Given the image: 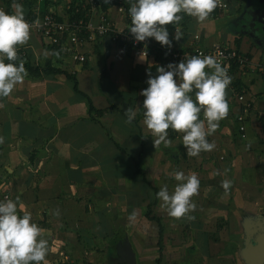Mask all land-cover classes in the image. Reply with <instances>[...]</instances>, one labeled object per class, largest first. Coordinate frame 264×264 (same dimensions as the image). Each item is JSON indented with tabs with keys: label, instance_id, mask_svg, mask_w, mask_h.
Returning a JSON list of instances; mask_svg holds the SVG:
<instances>
[{
	"label": "crops",
	"instance_id": "obj_1",
	"mask_svg": "<svg viewBox=\"0 0 264 264\" xmlns=\"http://www.w3.org/2000/svg\"><path fill=\"white\" fill-rule=\"evenodd\" d=\"M222 1L227 7L216 8L203 22L184 16L178 25L183 37L174 42L178 50H188L195 35L203 48L221 43L237 49L236 38L215 26L233 10V0ZM44 3L39 4L40 13H45ZM107 11L120 30L129 32L127 19L115 8ZM165 27L171 36L174 26ZM241 41L238 51L250 56ZM79 52L85 61L62 55L31 33L18 46L28 76L0 99V200L5 194L19 197L25 206L18 208L20 214L32 213L49 241L48 264H124L117 248L125 241L135 264H223L225 256L233 257L234 247L231 254L225 251L230 246L228 229H242V222L252 217L242 215L241 194L264 172V72L235 70L227 89L228 115L208 137L215 148L191 157L182 133L169 129L172 143L155 146V137L143 124L141 91L148 87L149 73L155 76L159 66L168 65L164 56L137 57L108 38L85 43ZM251 60L264 63L262 58ZM128 107L137 113L131 123ZM239 116L243 130L235 122ZM174 170L195 173L200 180L192 197L196 208L182 218L169 216L156 197L163 184L174 190ZM224 179L232 181L227 194L221 186ZM133 211L135 220L129 221Z\"/></svg>",
	"mask_w": 264,
	"mask_h": 264
},
{
	"label": "clouds",
	"instance_id": "obj_2",
	"mask_svg": "<svg viewBox=\"0 0 264 264\" xmlns=\"http://www.w3.org/2000/svg\"><path fill=\"white\" fill-rule=\"evenodd\" d=\"M217 6L218 0H133L128 30L138 42L154 38L171 49L173 41L183 37L177 26L185 15L203 22ZM12 7L15 9L12 13L0 8V99L9 97L28 76L24 61L18 57V46L29 41L33 25L25 19L22 3L13 0ZM169 24L176 29L171 37L165 27ZM156 71L155 76L148 74V87L141 91L143 124L155 137L154 145H170L169 129H172L182 133L187 156L211 152L215 143L208 137L229 112L227 89L232 77L227 67L215 56L201 53L185 57L178 64L159 66ZM125 113L128 123L137 114L130 107ZM170 175L178 182L174 190L170 192L168 185L163 184L156 197L169 216L186 217L196 208L192 197L199 192L200 180L197 174L186 175L182 170H174ZM221 186L227 194L232 181L224 179ZM24 207L19 197L0 200V264H48L49 241L42 235L44 229L31 212L20 214L18 208ZM53 214L58 216L59 210ZM135 217L133 211L129 221Z\"/></svg>",
	"mask_w": 264,
	"mask_h": 264
},
{
	"label": "built area",
	"instance_id": "obj_3",
	"mask_svg": "<svg viewBox=\"0 0 264 264\" xmlns=\"http://www.w3.org/2000/svg\"><path fill=\"white\" fill-rule=\"evenodd\" d=\"M37 5L31 16L25 17L31 23V33L40 37L49 45L56 47L64 56L83 62L85 57L79 50L85 43H92L108 38L113 45H128L132 53L137 57L147 58L156 55L165 57L167 63H179L193 55L204 54L213 55L218 61L226 66L231 76L230 68L236 65L240 69L251 67L250 70L257 69L264 72V63L252 65L248 57L239 54L235 49L227 47L221 43H215L207 48L195 44L199 37L195 35L190 48L186 51L178 50L173 41L171 49L161 46L154 38L138 42L133 34L118 28L108 13V8H115L119 15L131 23V18L127 6L131 5V0H37ZM47 2L52 7L45 13H40L39 4ZM226 3L218 0V9H225ZM0 8L6 10L4 3L0 0ZM15 9L12 7V12ZM179 28V26H177ZM175 26L172 34L175 33ZM180 30V28H179ZM171 34V35H172ZM171 37V36H170ZM237 100L243 102V96L237 95ZM242 121V117H238ZM244 127L240 124V130ZM9 198L6 194L4 199Z\"/></svg>",
	"mask_w": 264,
	"mask_h": 264
},
{
	"label": "rangeland",
	"instance_id": "obj_4",
	"mask_svg": "<svg viewBox=\"0 0 264 264\" xmlns=\"http://www.w3.org/2000/svg\"><path fill=\"white\" fill-rule=\"evenodd\" d=\"M236 2L240 3L239 7L235 6ZM232 4L233 10L220 16V21H216L215 26L217 30L221 31L224 36L228 35L229 37H235L242 40V45L248 48L252 59L259 60V58H262L264 60V34H262L254 25V16L252 12V9L256 10L262 8L260 0H233ZM261 136H263L264 140V133ZM262 145H264V142ZM261 160L263 164L264 152L263 156H261ZM241 196L243 198V216L253 214L250 216L254 217L256 214H264V172L262 177H260V175L257 177V181L253 182L251 187L243 188ZM234 210H236L235 214H237L236 217L238 218V223H241V218L243 216H241L239 212L240 206H237V208L235 207ZM228 236L229 238L227 240L230 241V246L228 248L225 247V251L228 253L230 252L229 254H231V250L234 247L236 254L233 255V257L225 256L223 264H245L239 254L244 245V235L240 225L237 226L236 230L228 229L227 237Z\"/></svg>",
	"mask_w": 264,
	"mask_h": 264
},
{
	"label": "water",
	"instance_id": "obj_5",
	"mask_svg": "<svg viewBox=\"0 0 264 264\" xmlns=\"http://www.w3.org/2000/svg\"><path fill=\"white\" fill-rule=\"evenodd\" d=\"M260 5L264 7V0H260ZM253 14L254 25L264 33V8ZM242 229L244 245L239 252L241 259L245 264H264V214L245 219ZM117 256L121 263L135 264L134 253L128 241L117 248Z\"/></svg>",
	"mask_w": 264,
	"mask_h": 264
},
{
	"label": "trees",
	"instance_id": "obj_6",
	"mask_svg": "<svg viewBox=\"0 0 264 264\" xmlns=\"http://www.w3.org/2000/svg\"><path fill=\"white\" fill-rule=\"evenodd\" d=\"M3 3H4V5H5V7H6V11L7 12H9V13H12V4H13V0H1ZM132 2H131V5H132V3H133V0H131ZM18 2H20V0H18ZM24 2V4H23V10H24V13H25V17H28V16H31V14H32V11H28V9L27 8H31L32 7V5H33V3H35V0H24L23 1ZM31 5V6H30ZM131 5H128L127 6V10L129 11V9H130V7H131ZM48 6H49V3H44L43 4V10L46 12L47 10H48ZM218 9V8H217ZM172 26H174V25H172ZM196 41L197 40H195V44H196ZM235 44H236V47H237V49H235L239 54H241V55H244V56H246V57H248V59H249V61L252 63V60H251V56H249V55H247V54H243V53H241L240 51H238V47H239V44H240V39L239 38H236L235 39ZM198 45V44H197ZM118 46L119 47H122L127 53H129L130 51H131V48L128 46V45H122V44H118ZM226 46V45H225ZM228 47V46H227ZM20 55H18V57H19ZM159 56H162V55H156V56H153V58H159ZM22 57H19V59H21ZM147 58H151L150 56L149 57H147ZM22 60H23V58H22ZM7 62V61H6ZM17 63H18V61H17ZM253 65V64H252ZM261 65V64H260ZM27 66V64H25V67ZM29 68V67H28ZM236 69H239L236 65H233V66H231V68H230V73H231V77H232V80H233V74H234V72H235V70ZM51 72H53V73H56V71H51ZM58 72V71H57ZM233 82H231V84H232ZM230 84V85H231ZM241 94V93H240ZM237 98V97H236ZM91 110H93V109H91ZM98 114H102L101 113V111L100 110H98V111H96ZM235 122L237 123V122H239L240 124L242 123V121H238V117H236L235 118ZM246 120V119H245ZM243 121H244V117H243ZM240 124H239V126L237 127L238 129H240ZM238 125V124H237ZM237 132L239 133V130H237ZM240 135V134H239ZM141 152H142V149H141ZM135 166H136V170H138V168H139V157H138V159L136 160V162H135Z\"/></svg>",
	"mask_w": 264,
	"mask_h": 264
},
{
	"label": "flooded vegetation",
	"instance_id": "obj_7",
	"mask_svg": "<svg viewBox=\"0 0 264 264\" xmlns=\"http://www.w3.org/2000/svg\"><path fill=\"white\" fill-rule=\"evenodd\" d=\"M263 8H264V7H263ZM263 8H262V9H263ZM262 9H260V11H261Z\"/></svg>",
	"mask_w": 264,
	"mask_h": 264
}]
</instances>
